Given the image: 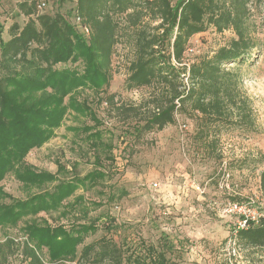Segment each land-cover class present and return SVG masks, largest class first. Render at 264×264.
<instances>
[{"label": "trees", "instance_id": "trees-1", "mask_svg": "<svg viewBox=\"0 0 264 264\" xmlns=\"http://www.w3.org/2000/svg\"><path fill=\"white\" fill-rule=\"evenodd\" d=\"M74 1L72 18L80 16L91 28L88 36L62 12H38L39 1L32 0L19 4L28 20L23 25L12 24L8 40L0 38V182L12 172L23 185L41 188L26 198H17L0 186V226H16L25 219L22 246L29 264H179L172 256L177 245L166 234L157 244L132 248L108 236L84 244L86 236L98 227L96 222L80 220L89 208L85 197L75 194L87 183L106 176L100 151L111 150L112 145L104 143L101 119L76 92L90 88L104 93L99 103H114L116 94H108L112 55L121 27H134L136 51L124 85L127 89L153 86L156 91L150 92L147 101L119 106L120 114L142 117L140 131L163 129L175 122L177 111L188 103L197 118L194 137L214 155L219 140L210 139L212 132L222 128L252 130L254 125L250 100L242 91L241 69L227 67L251 59L257 47L251 35V0ZM210 27L219 32L232 30L235 36L212 56L185 63L190 39ZM68 62L82 63L83 69L58 66ZM145 107L149 108L146 115L142 112ZM69 110L93 120L83 129H72L87 133L85 139L95 150L98 168L65 179L60 175L71 172L60 160L57 171L52 172L36 168L26 157L55 136ZM104 158L113 160L108 153ZM56 181L52 188L42 189ZM260 187L264 199V170ZM74 195L73 201L65 202ZM73 211L79 214L70 225L38 218L41 212L67 217ZM236 228L232 237L241 245L264 248V206L257 220L248 219L244 227ZM19 249V241L13 237L0 242V264ZM44 249L47 259L42 255Z\"/></svg>", "mask_w": 264, "mask_h": 264}, {"label": "rangeland", "instance_id": "rangeland-1", "mask_svg": "<svg viewBox=\"0 0 264 264\" xmlns=\"http://www.w3.org/2000/svg\"><path fill=\"white\" fill-rule=\"evenodd\" d=\"M23 1L32 0H0V38L3 40L10 38L12 24L23 25L28 20L19 8ZM46 1L47 6L38 12H62L74 22V0ZM249 8L251 35L257 47L251 59L227 67L241 69L242 91L250 100L254 125L252 130L222 128L218 133L212 132L210 139L219 140L214 155L194 137L197 118L188 103L177 111L175 122L163 129L140 131L138 126L144 124L142 117L120 114L119 106L147 101L156 91L153 86L125 87L136 46L135 28L122 24L112 55V79L108 86V94H116L114 103H99L104 93L90 88L76 92L101 119L104 143L112 145L111 150L100 151L106 176L94 184L87 183L75 194H82L89 208L86 216L80 215L83 216L80 220L96 222L98 227L95 233L86 236L84 244L108 236L119 245L132 248L157 244L166 234L177 245L178 251L172 256L179 264H264V248L246 247L232 237L240 214L228 211L229 204L235 200L249 203L251 215L261 214L264 206L260 187V174L264 170V0H251ZM234 36L232 30L219 32L214 27L194 35L184 54V62L212 56ZM58 66L83 69L79 62ZM183 78L184 83L189 84L188 79ZM148 110L145 107L142 112L146 115ZM89 124H93L90 117L69 110L63 124L55 130V136L41 147L33 148L26 160L40 170L52 172L57 171V160H60L71 172L60 175L65 179L75 173L84 176L97 169L95 150L85 139L87 133L72 129H83ZM107 153L113 160L104 158ZM154 182L158 183L157 187ZM56 183H47L42 189H50ZM0 186L17 198L41 191V188L23 185L12 172ZM75 195L65 202L73 201ZM77 213L73 211L67 217H60L57 212H41L38 218L70 225L71 221H76ZM24 220L16 226H0V242L13 237L20 244L18 253H9L5 264H29L22 246L26 239L22 230ZM11 245L12 250L16 249L13 242ZM42 255L48 258L46 249Z\"/></svg>", "mask_w": 264, "mask_h": 264}, {"label": "built area", "instance_id": "built-area-1", "mask_svg": "<svg viewBox=\"0 0 264 264\" xmlns=\"http://www.w3.org/2000/svg\"><path fill=\"white\" fill-rule=\"evenodd\" d=\"M47 6V1L46 0H40L38 3V7L39 9H44ZM74 23L77 24L78 28L80 29V31L85 34L86 36H88L91 33V28L87 25L83 23V20L80 16H75L74 18ZM154 187L158 186L157 182L153 183ZM228 211L230 212H234V213H239L240 214V219L238 221V228L240 227H244L248 221V219H252V220H257L259 214L256 213V215H251L250 211L251 208L249 207V203L244 202H231L229 204V208ZM249 212V213H248Z\"/></svg>", "mask_w": 264, "mask_h": 264}]
</instances>
